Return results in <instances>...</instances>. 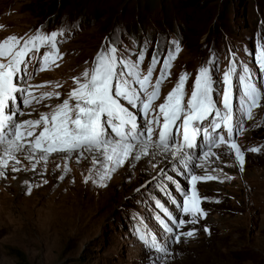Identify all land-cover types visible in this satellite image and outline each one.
Returning <instances> with one entry per match:
<instances>
[{
	"label": "rangeland",
	"instance_id": "374dc122",
	"mask_svg": "<svg viewBox=\"0 0 264 264\" xmlns=\"http://www.w3.org/2000/svg\"><path fill=\"white\" fill-rule=\"evenodd\" d=\"M191 1L0 0V40L9 35L26 37L37 29L64 32L57 37L62 58L44 71L30 63L29 75L21 81L31 86L34 96L59 92V98L24 106L17 94V105L25 113L18 119H37L67 99L75 86L72 78L89 68L96 54L109 45L132 59L146 48L145 71L157 53L161 62L154 81L163 57L175 47L173 41L179 42L181 51L156 105L164 102L181 73L189 74L186 92L190 96L198 69L213 60V98L218 102L224 72L230 64L236 68L232 104L234 118L238 117L242 92L238 76L244 66L264 93V72L255 60L264 42V0ZM138 121L143 124V116L138 115ZM242 127L240 132L234 130L233 140L243 153V171L227 144L214 147V156L202 158V136L197 147L188 150L193 157L191 171L179 160L173 163L170 153L149 155L117 168L103 187L93 180L85 182L90 169L93 179H99L91 154L79 161L77 153L68 159L53 154L40 161L18 153L20 162L15 167L20 170L12 171L10 166L0 176V264H264V97ZM191 175L216 179L195 182L199 207L206 216L177 229L157 201L177 218L190 220L191 216H181L167 193L181 200L178 183L191 194ZM161 218L173 233L164 231ZM193 229L194 236H181L175 242L176 234ZM153 238L165 251L151 246Z\"/></svg>",
	"mask_w": 264,
	"mask_h": 264
},
{
	"label": "snow or ice",
	"instance_id": "6c2138e0",
	"mask_svg": "<svg viewBox=\"0 0 264 264\" xmlns=\"http://www.w3.org/2000/svg\"><path fill=\"white\" fill-rule=\"evenodd\" d=\"M63 34V31L45 33L37 29L26 37L9 35L0 40V176H4L10 166L12 171L20 170L15 167L20 162L17 159L18 153H25L28 160L38 157L40 161H47L53 154H63L68 159L73 153L78 154L79 161L86 153L91 154L93 168H96L99 179H93V169H90L85 182L93 180L102 187L106 186L104 182L111 178V174L130 159L139 161L149 155L170 153L173 163L179 160L185 169L191 171L189 165L193 157L188 150L197 147V138L200 136L203 137L202 158L214 156V147L227 144L230 150L235 151L236 160L243 171V153L233 140V132L243 130L244 119H252L253 109L260 106L264 93L253 82L249 68L244 66L242 74L238 76L242 89L239 116L234 118L232 89L236 68L230 64L224 72L223 95L218 102L213 98L214 61L209 60L207 66L198 69L190 96L186 92L189 74L181 73L177 83L164 97V102L156 105L161 88L171 75L172 62L181 51L178 41L172 42L175 47L163 57L159 75L154 81L153 74L161 62L157 53H153L145 71L142 65L146 48H141L135 59L119 53L115 45L102 48L91 66L80 76L72 78L75 86L68 93L67 99L50 112L41 113L37 119L19 120L18 117L25 113L17 105V94L22 97L24 106L39 103L46 98H59V92L34 96L29 90L31 86H23L21 81L29 75L30 63L39 65V70L44 71L62 58L57 47V37ZM255 60L264 72V42L258 46ZM56 87H60L59 83ZM123 102L138 111H130ZM218 104H222V108ZM138 115L143 116V124L139 123ZM249 150L259 151L258 148ZM69 170L65 165L64 171ZM167 179L171 180L172 177ZM203 179L216 177L191 175V194L177 183L176 191L181 197L179 201L167 193L181 216H191L190 220L177 218L157 201L156 206L175 228L195 224L198 217L206 216L199 207L200 197L195 191V182ZM159 223L165 232H174L165 219L161 218ZM204 231L208 232V229ZM194 235V229L181 232L176 234L175 242L179 243L181 236ZM140 239L147 243L143 234ZM151 246L157 251H165L155 238Z\"/></svg>",
	"mask_w": 264,
	"mask_h": 264
},
{
	"label": "trees",
	"instance_id": "16d2710c",
	"mask_svg": "<svg viewBox=\"0 0 264 264\" xmlns=\"http://www.w3.org/2000/svg\"><path fill=\"white\" fill-rule=\"evenodd\" d=\"M198 0H192L190 4L196 3ZM189 3V2H188Z\"/></svg>",
	"mask_w": 264,
	"mask_h": 264
}]
</instances>
